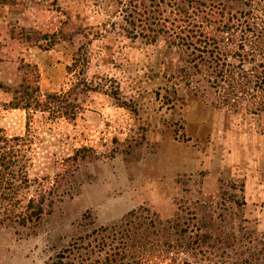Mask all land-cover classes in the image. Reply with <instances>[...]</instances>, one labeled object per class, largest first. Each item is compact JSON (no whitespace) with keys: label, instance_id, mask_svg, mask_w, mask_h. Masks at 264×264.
Here are the masks:
<instances>
[{"label":"rangeland","instance_id":"1","mask_svg":"<svg viewBox=\"0 0 264 264\" xmlns=\"http://www.w3.org/2000/svg\"><path fill=\"white\" fill-rule=\"evenodd\" d=\"M164 1L159 16L172 22L173 0ZM142 3L151 8L149 0H0V136L21 138L5 192L21 201L14 214L44 200L38 222L0 227V264H46L140 209L179 233L150 240L207 235L202 253L175 257L264 262L263 98L212 86L172 31L136 21Z\"/></svg>","mask_w":264,"mask_h":264},{"label":"trees","instance_id":"2","mask_svg":"<svg viewBox=\"0 0 264 264\" xmlns=\"http://www.w3.org/2000/svg\"><path fill=\"white\" fill-rule=\"evenodd\" d=\"M149 1L151 8L142 3L144 10L141 14L133 9L129 17H134V12L139 14L140 18L136 21L144 23L152 33L172 31L171 35L178 39L175 45L185 52L190 51V60L187 62H193L197 72H207L212 86H228L227 93L233 99L238 98V93H241L240 96L263 98L258 105L264 107V5L255 0H246L245 8L236 9L231 4L232 0L217 4L201 0H173L169 5L176 16L171 22L159 16V6L164 0H159L156 8L152 4L156 0ZM131 5L138 7L139 4ZM155 12H159L157 16ZM167 22H171L172 27H168ZM178 22L182 24L176 25ZM229 45L234 47L233 50L228 49ZM37 103L40 106L46 105L41 101ZM19 104L14 105L19 107ZM28 105L29 102H26L23 107L28 108ZM18 140L21 138L0 136V227L10 220L24 226L36 223L44 212V200L31 198L25 212L14 214L12 208L19 206L21 201L14 200L5 192L16 178L8 170L18 163L12 145ZM144 211L147 210L131 211L119 222L80 236L46 264H146L153 256L169 258L176 264H193L187 258L175 257V254L182 252L188 253V256H197L202 253L199 247L206 241L207 235H203L202 239L197 236L182 243L177 240H150V235L179 233L171 221L164 222L156 214L155 217L145 215ZM245 263L264 264L251 260Z\"/></svg>","mask_w":264,"mask_h":264}]
</instances>
